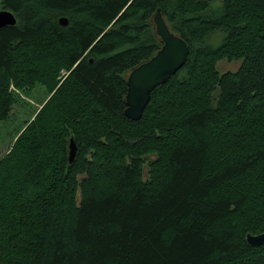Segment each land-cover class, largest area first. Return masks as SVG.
<instances>
[{
	"label": "trees",
	"instance_id": "trees-1",
	"mask_svg": "<svg viewBox=\"0 0 264 264\" xmlns=\"http://www.w3.org/2000/svg\"><path fill=\"white\" fill-rule=\"evenodd\" d=\"M158 8L189 53L132 121L127 78L162 46L146 24ZM0 10L16 18L0 29V125L25 115L0 157V264H264L246 242L264 233V0Z\"/></svg>",
	"mask_w": 264,
	"mask_h": 264
},
{
	"label": "water",
	"instance_id": "water-1",
	"mask_svg": "<svg viewBox=\"0 0 264 264\" xmlns=\"http://www.w3.org/2000/svg\"><path fill=\"white\" fill-rule=\"evenodd\" d=\"M153 23L162 46L151 59L133 68L127 78L124 116L132 121L141 118L152 92L167 83L184 66L189 53L188 45L170 30L159 8L155 12ZM15 24L16 18L11 12L0 10V29ZM59 24L66 26V18H61ZM77 154L76 142L70 137L67 144L69 165L75 162ZM246 242L251 246L264 245V233L255 236L248 234Z\"/></svg>",
	"mask_w": 264,
	"mask_h": 264
},
{
	"label": "rangeland",
	"instance_id": "rangeland-1",
	"mask_svg": "<svg viewBox=\"0 0 264 264\" xmlns=\"http://www.w3.org/2000/svg\"><path fill=\"white\" fill-rule=\"evenodd\" d=\"M154 15H155V12L153 13L151 19L146 22V24H148V28L156 34L155 25L153 23ZM164 20L167 23L168 27L170 28V24L167 22L165 17H164ZM218 32H220V31H218ZM217 36H218L217 34H213L212 37H216V39L221 38V37H217ZM212 37L210 38L209 43L211 45H214V44L217 45L218 40L213 39ZM238 65H239L238 61H232V60L228 61L226 59H223V60H220L218 62L216 69L218 70V72L224 73L227 71L237 70ZM41 91H42V89L40 87H37L33 91L31 90V93L28 97L24 98L25 100L29 101V105L24 106L25 110H28V118L27 119L30 118L33 120L35 118V115L37 114V108H38L37 105L39 104L40 100L43 99V96L40 95ZM23 97L24 96H22V98ZM13 112H14V115H12V117L4 125H0V157L5 153V151L8 147H11L14 140L18 136V134L17 135L15 134V129L17 128L15 118H17V116L21 117L22 119L25 118V115L20 111V107H15L13 109ZM23 130H24V128L22 129V131Z\"/></svg>",
	"mask_w": 264,
	"mask_h": 264
},
{
	"label": "bare ground",
	"instance_id": "bare-ground-1",
	"mask_svg": "<svg viewBox=\"0 0 264 264\" xmlns=\"http://www.w3.org/2000/svg\"><path fill=\"white\" fill-rule=\"evenodd\" d=\"M82 194V193H81ZM251 235V234H250ZM253 236V235H252ZM251 246V245H250Z\"/></svg>",
	"mask_w": 264,
	"mask_h": 264
}]
</instances>
